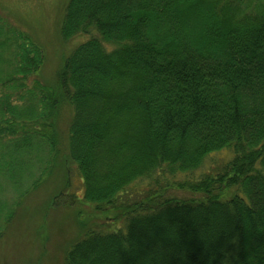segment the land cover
Segmentation results:
<instances>
[{
	"label": "trees",
	"instance_id": "16d2710c",
	"mask_svg": "<svg viewBox=\"0 0 264 264\" xmlns=\"http://www.w3.org/2000/svg\"><path fill=\"white\" fill-rule=\"evenodd\" d=\"M245 1L62 0L69 48L53 86L38 79L45 47L25 19L0 14V238L67 156L51 206L81 199L74 168L106 225L63 264H264V1ZM37 140L55 161L40 176ZM218 152L200 178L177 176Z\"/></svg>",
	"mask_w": 264,
	"mask_h": 264
},
{
	"label": "rangeland",
	"instance_id": "374dc122",
	"mask_svg": "<svg viewBox=\"0 0 264 264\" xmlns=\"http://www.w3.org/2000/svg\"><path fill=\"white\" fill-rule=\"evenodd\" d=\"M61 1L0 0V14L8 17L13 23H19L14 16L25 19L28 30L42 43V47H45L46 62L38 71V79H41L42 85H46V83L49 86L54 85L56 69L59 66L58 59L63 58L68 52V45L62 46L63 44H61L59 37L60 26L58 23L60 17L62 18L63 7ZM262 1L264 0H246L244 3L246 6L258 5ZM183 24L192 28L195 22L187 21L183 22ZM34 85H36L35 82L31 81L30 87ZM31 97L32 99H29L28 103L35 102L37 105L39 97L37 95H31ZM14 99L17 103H21V99L17 97H14ZM22 101H25V99H22ZM69 107H65L62 117L60 116L59 118L58 129L60 131L68 130L67 122L72 116ZM14 139L15 137L10 140ZM7 140L8 137L4 138V142ZM37 141L42 143L36 142L39 147L40 145L42 146V148L38 149V152L44 161L40 162L42 164L37 175L40 176L44 167L51 160L54 163L55 161L51 157L48 145L42 140ZM222 156V153H213L205 159L200 167L177 176H181L179 179L191 176L200 178L208 172L213 163H221ZM66 157L61 156L59 158L56 165L57 171L54 175L41 178V181L36 185L37 187L32 188L31 192L23 200L14 222L5 229V233L0 238V264H63L65 250L78 240L83 233L97 229L99 227L98 222L106 225L104 215L96 212L93 205L82 200V181L74 168H72V188L70 191L74 189L78 191V195L81 197L77 201L78 205H69L70 207L68 205L61 207L51 206L50 202L53 193L63 185V174H61L60 170ZM39 165L35 164V166ZM142 188H144V185L139 187V189ZM5 194L10 200L16 197L14 190H6ZM164 195L184 199L200 198L204 194L187 188L170 187L165 191ZM63 199L66 200V198ZM2 219H0V224H2ZM110 226L114 227L115 223Z\"/></svg>",
	"mask_w": 264,
	"mask_h": 264
}]
</instances>
